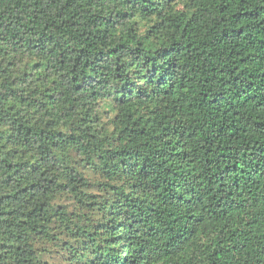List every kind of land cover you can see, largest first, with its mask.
I'll return each mask as SVG.
<instances>
[{
	"label": "trees",
	"instance_id": "obj_1",
	"mask_svg": "<svg viewBox=\"0 0 264 264\" xmlns=\"http://www.w3.org/2000/svg\"><path fill=\"white\" fill-rule=\"evenodd\" d=\"M0 264H264V0H0Z\"/></svg>",
	"mask_w": 264,
	"mask_h": 264
}]
</instances>
